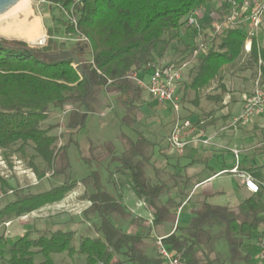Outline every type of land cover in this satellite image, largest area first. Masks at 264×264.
Returning a JSON list of instances; mask_svg holds the SVG:
<instances>
[{"label": "trees", "instance_id": "trees-1", "mask_svg": "<svg viewBox=\"0 0 264 264\" xmlns=\"http://www.w3.org/2000/svg\"><path fill=\"white\" fill-rule=\"evenodd\" d=\"M46 1L68 9L74 0ZM212 1L80 0L74 5L76 27L88 39L90 58L79 57L63 43L55 42L48 30L46 43L40 47L0 38V148L18 145V149H23L30 145L53 176L63 178L62 183L38 192L15 190L13 198L0 207V223L61 201L78 183L84 187L89 202L83 214H96L99 219L97 235L83 236L76 244L71 229H56L36 237L29 232L15 237L0 235V264H55L52 255L62 253L82 256V264H164L147 239L152 231L175 222L176 209L182 204L178 197L188 184L186 177H160L161 170L153 166L156 144L140 130H135L133 138L123 136L124 149L119 153L108 147L99 155L100 146L87 139L90 159L86 162L101 163L106 159L107 168L114 164L107 170L106 182L115 190L114 174L127 177L130 189L152 215L151 223L145 225V220L127 208L119 191L112 193L106 189L98 170L73 179L67 150L72 144L81 154L75 135L85 127L89 114L102 109L103 94H119L122 98V125L136 123L135 115L143 101L142 89L127 74L163 58L173 45L182 44L179 31L189 12ZM65 28L67 32L75 31L69 20ZM246 37L242 26L223 30L219 42L199 56L189 71L181 96L188 91L197 93L219 77L224 66L235 63ZM247 58L255 64L261 61L264 76V44L252 38ZM219 88L220 93L224 92L222 84ZM211 98L220 101L221 95ZM65 105L70 106L67 140L57 146L59 136L49 133L52 126L42 128L41 124L51 107L62 109ZM81 158L84 159L82 155ZM29 164L38 172L32 160ZM148 166L153 168L154 180L147 176ZM172 190L178 196L170 197ZM197 203L187 224L176 225L171 232L160 235L165 236L164 244L179 254L182 263L258 264V243L264 234V184L241 200L235 210L210 203L207 198ZM115 219H129L135 229L141 230L123 231ZM220 243L225 245L224 249L218 247Z\"/></svg>", "mask_w": 264, "mask_h": 264}, {"label": "rangeland", "instance_id": "rangeland-1", "mask_svg": "<svg viewBox=\"0 0 264 264\" xmlns=\"http://www.w3.org/2000/svg\"><path fill=\"white\" fill-rule=\"evenodd\" d=\"M247 1L250 2L253 0ZM234 2V4H231L213 0L202 7L200 9L202 12L201 16L198 17L199 24L202 26L200 29L201 32L197 33L186 25L182 27L179 31V36L183 40V43L173 45V47L168 49L162 60L173 62L189 60L190 63L184 73L186 80L189 71L196 64L199 56L206 53L213 44L219 42V36L223 30L229 28L230 25L234 27L242 26L247 33L249 24L244 19L249 11L241 10L239 0H234ZM30 6L32 14L40 19L45 36L44 40L41 43H29L19 38L5 37L3 35H0V38L20 40L26 42L31 47H40L46 43L48 30L55 42L63 43L66 48L75 52L77 56L84 58L91 57L89 43L81 40V35L83 34L80 31H66L65 27L68 24L67 15L58 5L51 4L46 0H30ZM234 9L240 15L234 20L227 21L230 12ZM214 24L218 28L212 29V25ZM0 27L8 28V30L15 29L13 25H11L10 29V25L1 22ZM254 34L253 38L260 45L264 44V18L262 24L259 25ZM185 44H187L186 49ZM201 46L202 49H200ZM198 48L199 55L193 58L191 56L192 51ZM257 67L258 63L255 64L249 60L247 58V52L243 49L235 63L224 66L220 76L212 80L206 87L200 89L197 93L188 91L184 96L180 94V97H182V115L192 121L202 122L200 126L205 132L212 133L214 137H221L222 139L223 146L220 148L217 145L214 146L215 139H213L212 147H215L213 149L217 150L216 152L219 155L217 158H212L209 165L214 167L215 170H218L221 168L224 159V165L230 167L235 163L230 148L239 150L242 169L244 170L245 167L252 168L254 164H257L256 169L259 171V176L255 178L257 180L255 181L258 184H264V113L249 114L244 118H239L242 105L238 113H234L231 110V105L226 110H223L228 104L238 102V99H230L226 105H222L221 100L216 101L211 98L217 94L221 96L230 94L231 97L237 96V93L249 94L255 79ZM139 77L144 80L149 78L146 74H139ZM222 79H224L225 83H222ZM221 84L225 89L222 93H220L219 88ZM244 95L241 99L242 103ZM142 98L143 101L135 115L136 123L131 126H125L121 124V119L125 115V107L121 104L122 98L119 95L112 97V95L103 94L102 109L97 113L89 114L85 122V127L80 129L75 135V138L80 143L81 154H79L77 148L72 144L68 147L67 153L71 166L70 176L73 179L79 180L89 174L93 169L98 170L106 189L112 193L119 191L122 197H124L125 205L131 210L132 214L148 221L150 217L143 210L144 205L136 201L125 175L114 174L113 179L116 183L117 190L114 189L112 184L106 182L107 170L112 169L114 164H111L107 168L106 159L101 163H97L94 160L89 163L86 162V159H90V152L88 150L89 142L87 139L93 145L100 146L97 148V154L99 155H102L105 151L104 149L108 147L112 148L114 152L119 153L124 149L125 139L123 136L133 138L135 136V130H140L148 139L156 144L153 163L161 170L162 174L160 177L166 179L169 174H181L180 177L184 178L183 172L177 170L182 167L184 162L180 158L183 154L178 155L170 151L166 146V137L171 127V110H169L165 103L154 104L150 102L145 94H142ZM195 100L198 101V104L194 103ZM69 109V105H65L62 109L51 107L48 118L41 124L42 128L52 126L49 133L59 136L57 146L64 144L67 140L66 123ZM81 155L84 159L81 158ZM30 160L36 165L38 172L30 166ZM146 173L151 180L155 179L151 166L147 167ZM237 179L239 180L233 174L224 173L211 181L208 184V188H223L225 191L230 192L234 188ZM62 181V177L53 176L52 171L36 155L30 145L25 146L23 149H18V145L11 146L8 149L0 148V207L13 198L15 190L38 192L58 185ZM169 183H172V181ZM192 185L193 182L190 181L184 186L183 195L178 197L182 202L187 201L185 210L200 198L197 190V192L192 191ZM84 192V187L78 183L61 201L23 214L21 217L19 216L0 223V235L4 237H15L29 232L31 237H36L40 233H49L56 229H71L74 231L75 244L83 236H96L99 219L96 214L88 216L83 214L84 209L89 205ZM173 193L178 196L175 190L170 191L168 195L170 196ZM166 197L167 194L164 198ZM224 200L226 201L225 197L219 199L220 203H224ZM178 218L179 220L177 219V221L180 224L188 221L184 219L183 214H178ZM115 223L126 232L141 230V227L135 229L129 219H115ZM167 225L170 227L173 223L167 222ZM144 232H146V229ZM162 234L163 231H152L147 239L149 247L153 244L154 235L160 236ZM263 237L264 234L261 238ZM251 242L253 243V241ZM218 247L224 249L225 245L220 243ZM149 251L152 252L150 248ZM52 257L55 264L83 263V257L79 255L69 256L66 253H62L53 254ZM39 259L37 257V260ZM123 264L130 263L125 262Z\"/></svg>", "mask_w": 264, "mask_h": 264}, {"label": "built area", "instance_id": "built-area-1", "mask_svg": "<svg viewBox=\"0 0 264 264\" xmlns=\"http://www.w3.org/2000/svg\"><path fill=\"white\" fill-rule=\"evenodd\" d=\"M216 2L234 4V0H215ZM80 0H74L73 4L68 9H62L67 15V19L78 32L76 27V17L74 15V5L79 3ZM196 8L189 12L186 17L185 25L190 27L197 33H200L202 28L199 24L198 17L201 16V9ZM242 11H249L245 21H248L249 29L246 33V40L244 49L247 53L250 51L251 40L254 37L255 30L262 24L264 18V0H243L240 4ZM240 15L237 10H232L227 18V21L234 20ZM234 27L230 25L229 28ZM218 28L216 24L212 25V29ZM81 40L88 42L86 36L81 35ZM202 49V46L200 47ZM202 51V50H201ZM199 55V48L192 51L191 56L197 57ZM189 60L184 61H163L162 58L153 62H148L145 67L139 70H131L127 74V78L133 81L138 87L142 89L152 100L158 103H165L169 106L171 116V127L166 137V146L170 151L176 154H182L186 147L191 144L208 145L212 142L214 134H208L200 126L202 122L192 121L182 115L181 107V88L185 80L184 73L186 67L189 65ZM261 61H258V67L255 79L252 83L249 94L244 95L242 103V111L239 118H244L249 114L264 113V76L260 68ZM139 74H146L149 76L147 80L139 77ZM235 163L229 169L221 171L228 172L237 176L244 188L250 193H256L259 184L255 181L253 176L246 170L239 168L238 155L239 150L231 149ZM185 202L178 207L176 214H179ZM22 216V215H21ZM20 216V217H21ZM25 217V216H23ZM22 217V218H23ZM152 216L149 218L147 224L151 223ZM8 224V223H6ZM165 236L155 235L153 239V247L155 253L162 258L164 264H183L179 254L169 249L164 244L163 238ZM259 251L257 254L258 264H264V237L258 243Z\"/></svg>", "mask_w": 264, "mask_h": 264}, {"label": "crops", "instance_id": "crops-1", "mask_svg": "<svg viewBox=\"0 0 264 264\" xmlns=\"http://www.w3.org/2000/svg\"><path fill=\"white\" fill-rule=\"evenodd\" d=\"M222 83H225L224 79H222ZM142 94H145L149 98L148 100L150 102H153L154 104H158V102L152 100L144 91H142ZM118 95L119 94H115V95H112V97L118 96ZM243 95H244L243 93H237V96H234V97H231L230 94H227V96H221V104L222 105H226V103H228L230 101V99H233V100L238 99V102H235L233 104H228V106H225L223 108V110L224 109L226 110L231 105V107H232L231 110L234 113L240 112L241 105H242L241 99H242ZM161 104H163V103H161ZM166 106L169 108V106L167 104H166ZM169 110H170V108H169ZM208 134H212V133L208 132ZM213 139H215L214 146L217 145L219 148L223 146L221 137H213ZM213 139H212V142H213ZM212 142L206 146L201 145V144H191L188 147H186L182 153L183 156H180L181 160L184 162L182 164V167L177 169V170H181V172H183V176H184V178L186 177V180L188 181V183L190 181L193 182V185H192L193 190L192 191L193 192L198 191L197 193L200 194V198L197 200V202H199L200 200H202L204 198H207V200L210 203L228 205L229 207H231L235 210L237 205L239 204V202L241 200H243L246 196H248L250 193L244 188L240 179L236 180L235 186H234V188H232V190H230V192L225 191L223 188H220V189H214L213 187L208 188V184L211 181H213L215 178H217L218 176H220L224 173H228V172L221 173V171L229 169L230 167H232L234 165L233 164L230 167H226L224 165L225 164L224 159H223V163H222L221 168L218 170H215L214 167L209 165L210 160L214 157L217 158L219 155V153L216 152L217 150H214L215 147H212L213 146ZM231 149L232 148H230V151L232 152ZM182 154H179V155H182ZM238 161H239V168L242 169V166L240 164L239 155H238ZM153 166H155L154 163H153ZM257 166H258L257 164H254L252 166V168L245 167L244 170L249 171L252 174L253 178L255 179V178H258V176H259V174H258L259 171H257V169H256ZM133 195H134V193H133ZM175 195L176 194L173 193L170 195V197L173 198V197H175ZM205 196H207V197H205ZM134 197H135L136 201L143 204V202L140 201L135 195H134ZM223 197L226 198V201L224 200L223 201L224 203H220L219 199L223 198ZM227 200H229V201H227ZM123 201H124V197H123ZM183 202H185V204H186L187 201H183ZM197 202L190 205L189 208H187L186 210H185L186 207L184 204L182 206L179 214H183L184 219L189 221L190 217L192 216V212H191L192 207L196 206L198 204ZM177 209H176V211H177ZM143 210L148 214L149 217L152 216L151 213L149 212V210L145 207V205L143 206ZM177 219L179 220L178 214H176L175 222L173 223L172 226L169 227L166 223V225L159 228L158 230L163 231L162 235H165V234L171 232L175 228L176 225H185L188 223V221H187L186 223L183 222L180 224L179 221H177ZM147 222L148 221L144 222L145 225H147ZM152 246H153V244H152Z\"/></svg>", "mask_w": 264, "mask_h": 264}, {"label": "bare ground", "instance_id": "bare-ground-1", "mask_svg": "<svg viewBox=\"0 0 264 264\" xmlns=\"http://www.w3.org/2000/svg\"><path fill=\"white\" fill-rule=\"evenodd\" d=\"M0 22L13 25L14 30L0 27V35L25 40L29 43L44 40L39 17L32 14L30 0H18L11 8L0 14Z\"/></svg>", "mask_w": 264, "mask_h": 264}, {"label": "water", "instance_id": "water-1", "mask_svg": "<svg viewBox=\"0 0 264 264\" xmlns=\"http://www.w3.org/2000/svg\"><path fill=\"white\" fill-rule=\"evenodd\" d=\"M18 0H0V14L11 8Z\"/></svg>", "mask_w": 264, "mask_h": 264}]
</instances>
